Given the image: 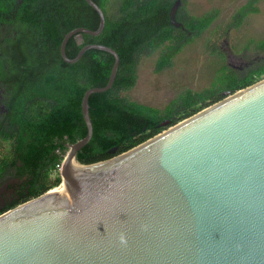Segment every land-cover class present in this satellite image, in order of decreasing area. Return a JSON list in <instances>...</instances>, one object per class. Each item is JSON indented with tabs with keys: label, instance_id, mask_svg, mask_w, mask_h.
<instances>
[{
	"label": "water",
	"instance_id": "95a60500",
	"mask_svg": "<svg viewBox=\"0 0 264 264\" xmlns=\"http://www.w3.org/2000/svg\"><path fill=\"white\" fill-rule=\"evenodd\" d=\"M86 1L100 25L67 32L61 54L75 63L88 49L105 50L115 59L110 78L84 93L88 131L67 143L62 182L0 213V264H264V77L125 152L84 164L78 153L94 133L89 98L113 87L120 65L117 50L101 43L67 55L72 36L81 44L83 33L105 27L104 10ZM181 5L176 0L170 14L177 27Z\"/></svg>",
	"mask_w": 264,
	"mask_h": 264
},
{
	"label": "trees",
	"instance_id": "16d2710c",
	"mask_svg": "<svg viewBox=\"0 0 264 264\" xmlns=\"http://www.w3.org/2000/svg\"><path fill=\"white\" fill-rule=\"evenodd\" d=\"M94 1L106 15L103 31L83 33L81 44L72 36L66 53L73 58L85 44L101 43L117 50L120 65L113 87L89 98L94 133L78 153L84 164L125 152L221 100L227 92L264 77V59L244 73L224 63L209 86L187 88L164 108L132 100L124 92L137 84L141 59L157 52L155 70L171 67L175 57L214 23L220 10L193 14L188 0H182L176 14L182 25L177 27L170 18L176 0H116L115 13L109 12L112 0ZM260 1L247 0L233 13L227 29L241 27L250 14L258 13ZM99 25V13L86 0H0V84L5 104L0 143L6 146L0 154V174L16 169L26 176L20 199L2 212L58 186L67 143L86 136L82 98L87 89L108 83L115 59L105 50L92 48L77 62L68 63L61 43L76 27L96 30ZM251 45L264 51V37L251 39L246 49ZM54 171L57 175L52 179Z\"/></svg>",
	"mask_w": 264,
	"mask_h": 264
},
{
	"label": "rangeland",
	"instance_id": "374dc122",
	"mask_svg": "<svg viewBox=\"0 0 264 264\" xmlns=\"http://www.w3.org/2000/svg\"><path fill=\"white\" fill-rule=\"evenodd\" d=\"M246 2L247 0H188L187 7L191 13L200 15L218 8V18L175 57L171 67L156 71L158 53L144 56L139 64L137 84L124 94L132 100L164 108L187 88L201 90L209 86L224 63L239 73L260 63L264 59V51L258 50L255 45L248 49L246 46L250 45L251 39L264 37V0L259 3L260 11L250 14L241 27L227 29L233 13ZM117 7L116 0H112L109 12H117ZM5 148V144L0 143V154ZM56 175L57 171H54L52 179Z\"/></svg>",
	"mask_w": 264,
	"mask_h": 264
},
{
	"label": "flooded vegetation",
	"instance_id": "af4514ba",
	"mask_svg": "<svg viewBox=\"0 0 264 264\" xmlns=\"http://www.w3.org/2000/svg\"><path fill=\"white\" fill-rule=\"evenodd\" d=\"M20 2L22 0H19ZM4 89L0 84V117L5 112V104L3 103ZM21 166V163L19 162ZM26 179L25 174L19 175L16 169L12 172L5 171L0 174V213L9 205L20 199L22 195V185ZM12 180H15L12 182Z\"/></svg>",
	"mask_w": 264,
	"mask_h": 264
},
{
	"label": "built area",
	"instance_id": "2783aa9c",
	"mask_svg": "<svg viewBox=\"0 0 264 264\" xmlns=\"http://www.w3.org/2000/svg\"><path fill=\"white\" fill-rule=\"evenodd\" d=\"M60 168L62 169V163H61V165H60Z\"/></svg>",
	"mask_w": 264,
	"mask_h": 264
},
{
	"label": "bare ground",
	"instance_id": "6f19581e",
	"mask_svg": "<svg viewBox=\"0 0 264 264\" xmlns=\"http://www.w3.org/2000/svg\"><path fill=\"white\" fill-rule=\"evenodd\" d=\"M61 187H63V186H61ZM61 187H59V189H60Z\"/></svg>",
	"mask_w": 264,
	"mask_h": 264
}]
</instances>
